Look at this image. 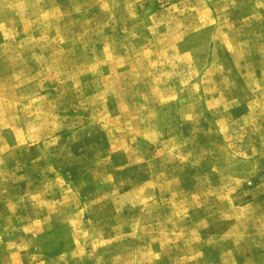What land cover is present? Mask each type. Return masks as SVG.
Masks as SVG:
<instances>
[{"label": "rangeland", "instance_id": "obj_1", "mask_svg": "<svg viewBox=\"0 0 264 264\" xmlns=\"http://www.w3.org/2000/svg\"><path fill=\"white\" fill-rule=\"evenodd\" d=\"M0 264H264V0H0Z\"/></svg>", "mask_w": 264, "mask_h": 264}]
</instances>
